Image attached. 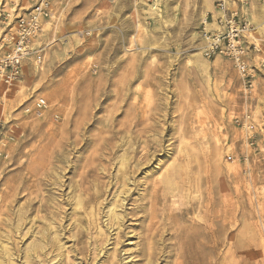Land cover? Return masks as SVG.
I'll use <instances>...</instances> for the list:
<instances>
[{
    "label": "rangeland",
    "instance_id": "obj_1",
    "mask_svg": "<svg viewBox=\"0 0 264 264\" xmlns=\"http://www.w3.org/2000/svg\"><path fill=\"white\" fill-rule=\"evenodd\" d=\"M56 1L21 77L0 83V221L30 209L8 244L15 261L26 264L31 220L51 214L69 264H264V0ZM38 2L0 0V54ZM231 12L250 24L251 78L204 54V22ZM125 170L117 234L107 222Z\"/></svg>",
    "mask_w": 264,
    "mask_h": 264
},
{
    "label": "built area",
    "instance_id": "obj_2",
    "mask_svg": "<svg viewBox=\"0 0 264 264\" xmlns=\"http://www.w3.org/2000/svg\"><path fill=\"white\" fill-rule=\"evenodd\" d=\"M55 2L56 0H39L32 9L18 16L16 29L9 38L11 46L0 54V83L6 88L21 77L24 59L33 52L44 24L52 20L55 15ZM207 22V20L204 22L202 30L205 56L208 58L219 55L228 57L233 60L245 77L251 78L253 74L249 71V50L245 41L246 32L250 28L249 21L231 12L229 16L218 18V27L214 30L207 28ZM3 102L4 95L0 92V105ZM37 106L45 108L46 100L39 99ZM4 131L5 124L0 116V144L3 142ZM2 153L0 149V155Z\"/></svg>",
    "mask_w": 264,
    "mask_h": 264
},
{
    "label": "bare ground",
    "instance_id": "obj_3",
    "mask_svg": "<svg viewBox=\"0 0 264 264\" xmlns=\"http://www.w3.org/2000/svg\"><path fill=\"white\" fill-rule=\"evenodd\" d=\"M146 124V122H145ZM149 124V123H148ZM153 124V123H152ZM143 125V124H142ZM151 125V124H150ZM157 125V124H156ZM155 126V123H154ZM150 127V126H149ZM142 128V127H141ZM151 128V127H150ZM156 128V127H155ZM158 129V128H157ZM144 130V129H143ZM165 130V129H164ZM163 130V131H164ZM125 131V130H124ZM127 131V130H126ZM151 131V130H150ZM149 131V132H150ZM128 133V132H127ZM130 133V132H129ZM148 133V131H147ZM140 134V132H139ZM124 135V134H123ZM130 134H128L129 136ZM134 135V133H133ZM136 135V134H135ZM131 137V136H130ZM128 137V139L130 138ZM126 138V137H125ZM137 138V137H136ZM126 139V140H128ZM142 139V137H141ZM146 139V137H145ZM105 140V139H104ZM125 140V139H124ZM131 140V138H130ZM138 140V138H137ZM140 140V139H139ZM123 141V140H122ZM149 141V140H146ZM159 141V140H158ZM162 141V139H161ZM160 142V141H159ZM123 143V142H122ZM140 143V142H139ZM147 143V142H146ZM144 143V144H146ZM161 143V142H160ZM125 144L126 141H125ZM123 146V148L127 145ZM129 144V141H128ZM133 144V143H132ZM148 144V143H147ZM134 146V145H133ZM132 146V147H133ZM149 146V145H148ZM159 146V145H157ZM115 147V146H114ZM125 147V148H126ZM131 147V145L129 146V148ZM146 147V146H145ZM160 147V146H159ZM113 148V147H111ZM117 148V147H116ZM119 148V147H118ZM139 148V147H138ZM162 148V147H161ZM166 148V147H165ZM127 149V148H126ZM125 149V150H126ZM131 149V148H130ZM129 149V150H130ZM137 149V148H136ZM150 149V148H149ZM164 149V148H163ZM114 150V148H113ZM112 150V151H113ZM124 150V149H123ZM111 151V153H112ZM138 151V150H137ZM146 151V150H145ZM148 151V150H147ZM159 151V148H158ZM103 152V151H102ZM121 152V151H120ZM132 152V150H131ZM157 152V151H156ZM114 153V152H113ZM126 153H128L126 151ZM152 153V152H151ZM115 154V153H114ZM117 154V153H116ZM125 154V153H123ZM130 153H128L129 155ZM132 154V153H131ZM134 154V153H133ZM155 155V153H154ZM111 156V155H109ZM113 156V155H112ZM115 156V155H114ZM122 156V155H121ZM127 156V155H126ZM152 156V155H151ZM151 156H147V157H151ZM117 157V156H116ZM153 157V156H152ZM118 158V157H117ZM119 158L121 159V157L119 156ZM135 159V158H134ZM113 160V159H112ZM124 160V159H123ZM136 160V159H135ZM141 160V159H140ZM147 160V158H146ZM144 160V161H146ZM150 160V159H148ZM147 160V161H148ZM121 161V160H120ZM126 161L128 162V160L126 159ZM133 161V160H132ZM142 161V160H141ZM152 161V159H151ZM135 162V161H134ZM124 163V162H123ZM122 163V164H123ZM131 163V162H130ZM192 163V162H191ZM179 164V162H178ZM181 164V163H180ZM129 165V164H128ZM133 165V164H132ZM145 165V164H143ZM142 165V166H143ZM121 166H124L121 165ZM126 166V165H125ZM136 166V165H135ZM141 166V164H140ZM141 166V167H142ZM176 166V165H175ZM132 168V167H131ZM137 168H140L137 166ZM181 168V167H180ZM126 169V168H125ZM130 169V168H129ZM128 170V169H127ZM132 171V170H131ZM136 171V170H134ZM190 171V170H189ZM192 171V170H191ZM192 173V172H191ZM121 175V174H120ZM129 172L125 170L124 173H122V186L123 188H120L123 190V195H125V197H123L124 199L122 200V203H119V199L120 196L117 195V199L116 201L113 202L112 208L109 209V214H108V222L107 224L109 225L108 228H114L116 230H118L117 234H119V231L123 230V227H125V223H124V219L127 217V213L125 212V201L128 199L129 194L132 192V188H130V184H131V177L129 176ZM201 175V173H200ZM133 176H135L133 174ZM188 176V175H187ZM191 177V176H190ZM167 178V177H166ZM165 178V179H166ZM135 179V177L133 178ZM164 179V180H165ZM196 179V178H195ZM199 179V178H198ZM60 180V179H59ZM118 180V179H117ZM169 181V180H168ZM166 182V181H165ZM133 183H136L135 180H133ZM190 183V182H189ZM188 183V184H189ZM193 183V182H192ZM196 183V182H195ZM109 184V183H108ZM172 185V184H171ZM81 184L78 186V189L81 188ZM134 186V185H133ZM167 186V185H166ZM106 188V187H105ZM136 188V187H135ZM197 188V187H196ZM108 189V188H107ZM119 190V188H118ZM173 190V189H172ZM80 191V190H79ZM106 191V190H105ZM138 191V190H137ZM169 191V190H168ZM122 192V191H121ZM166 192V191H165ZM173 192V191H172ZM83 193V190H81L80 193L75 194L74 200L77 203V205L80 207V210H87L85 207V199L81 198V194ZM170 193V192H168ZM115 194V193H114ZM171 194V193H170ZM169 196V195H168ZM100 197V196H99ZM90 202H92V200H90ZM117 202V204L115 203ZM205 207V206H204ZM93 210L94 208L91 207ZM118 208H121L122 214L121 213H117ZM25 209H27V211H24V208L22 210H20L18 213H16V219L15 217H12V213H7L5 214V219L2 218L0 221V264H18L17 261H15V259H18L19 257V251L20 249L16 248V247H11L8 244L11 242L12 239L15 238V236H17L19 231H22L23 229V225L24 223L28 220V212L30 211V209H28V206L25 207ZM42 209H47V204H41L39 205V207L37 208L38 212L41 211ZM12 211V210H10ZM78 211V210H77ZM91 211V209L89 210ZM48 212V211H47ZM95 212V211H94ZM77 213V212H76ZM14 214V213H13ZM79 213H77L78 215ZM91 214V213H90ZM82 215V214H80ZM86 215V214H85ZM89 215V214H88ZM129 215V214H128ZM79 216V215H78ZM88 217V216H87ZM92 217V215H91ZM81 218H85V216L81 217ZM80 216L78 217L79 222L75 223L76 225L80 224ZM77 219V218H76ZM91 219V218H90ZM97 219V218H96ZM86 220L88 221L89 219L86 218ZM31 221L33 222L32 225V230H31V234L34 235V241L27 246V250H25V256H24V263L26 264H46V260L50 259V261L55 260L54 264H69V263H65L64 259L65 257H67V253H65V250H67V246L65 242H61L60 240V233H65V226L61 222H57L53 216H51V214H46L44 216L39 217L38 215H36L34 217V219H32ZM17 222V223H15ZM58 223L57 225H55V223ZM26 224V223H25ZM105 224V225H107ZM241 224V223H239ZM82 225V224H80ZM91 225V224H90ZM37 226H39V230L38 232H36V228ZM89 226V223H88ZM241 226V225H240ZM78 227V226H77ZM90 227V226H89ZM88 228V227H87ZM210 228V227H209ZM86 229V228H85ZM68 230V229H67ZM89 230V229H88ZM212 231V230H211ZM124 232V231H123ZM53 233H55V236H53ZM210 234V233H209ZM212 236V235H211ZM33 237V236H32ZM119 238V237H118ZM117 238V240H118ZM225 238V237H224ZM121 242V241H120ZM212 242V241H211ZM50 248V252H47V250ZM241 247V246H240ZM144 250V249H143ZM56 251V253H54ZM58 251V252H57ZM81 251V250H80ZM146 251V250H145ZM51 252L53 253V255L55 256L54 258H50L51 256H48L51 254ZM144 254V253H143ZM43 255V258L41 257ZM146 255V254H145ZM10 257L9 260L6 259V257ZM58 257V258H57ZM211 257V256H210ZM67 259V258H66ZM70 259V255L68 253V260ZM154 261V257L152 254H149L148 256V260L146 264H152ZM72 264V263H71ZM78 264V263H75Z\"/></svg>",
    "mask_w": 264,
    "mask_h": 264
},
{
    "label": "crops",
    "instance_id": "obj_4",
    "mask_svg": "<svg viewBox=\"0 0 264 264\" xmlns=\"http://www.w3.org/2000/svg\"><path fill=\"white\" fill-rule=\"evenodd\" d=\"M56 2H57V1H56ZM56 2H55V6H56ZM56 13H57V11H56V8H55V14H56ZM54 17H55V15H54ZM54 17H53V18H54ZM49 22H50V21H48V23H49Z\"/></svg>",
    "mask_w": 264,
    "mask_h": 264
}]
</instances>
